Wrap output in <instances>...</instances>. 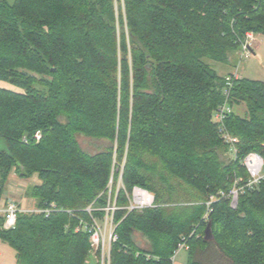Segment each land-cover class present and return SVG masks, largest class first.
Returning <instances> with one entry per match:
<instances>
[{
    "label": "trees",
    "instance_id": "obj_1",
    "mask_svg": "<svg viewBox=\"0 0 264 264\" xmlns=\"http://www.w3.org/2000/svg\"><path fill=\"white\" fill-rule=\"evenodd\" d=\"M123 1L128 34L115 0H0V82L23 90L0 88V200L12 173L38 175L28 197L62 210L20 214L9 230L0 215V243L16 264H90V235L76 228L115 205L109 264H173L183 242L188 264H264V181L236 210L221 200L203 220L211 195L247 177L239 162H221L229 149L211 118L240 41L264 36V0ZM215 64L229 70L220 76ZM231 101L246 111L226 122L240 159H264V82L234 80ZM78 136L109 145L91 154ZM135 186L157 207L128 213ZM210 221L214 239L205 241Z\"/></svg>",
    "mask_w": 264,
    "mask_h": 264
},
{
    "label": "built area",
    "instance_id": "obj_2",
    "mask_svg": "<svg viewBox=\"0 0 264 264\" xmlns=\"http://www.w3.org/2000/svg\"><path fill=\"white\" fill-rule=\"evenodd\" d=\"M256 37L257 36L253 32H247L244 39L240 41V50L239 54H237L238 62H235L236 64L233 72L228 74L225 78L226 87L224 88L223 93L224 101L214 113L215 125L217 126L221 140L228 146L230 160L233 162H239L240 165L246 170L247 177H235L233 185L229 191L219 190L217 193L209 197L208 201L206 202L207 211L203 217L205 222L209 220V216L213 211L212 205L214 203L221 200H229L231 209L236 210L240 198L256 190L264 181L263 157L256 152H251L240 159L238 149L239 139L234 136L226 126L227 119L235 113L234 106L232 105L231 101L233 81L242 78L239 74V64L243 59L254 55ZM35 138L38 141L41 139L39 132L36 133ZM122 188L124 187L122 186ZM126 195L128 199V205L125 209L128 211V213H140L145 210L157 207L154 194L139 186L133 187L131 192L127 193ZM115 210H117L115 205L106 209L107 215L103 220V227L100 225V221L96 219H93L92 223H87L82 220L80 226L77 227L75 231L80 232L83 230L90 235V241L93 247L98 251L100 250L102 253L104 264L105 261H107V264H109L111 245L118 240V236L115 233L116 226L114 225L113 221V214ZM60 211L62 210L59 209L54 203L43 210L35 208L33 210L26 211L18 207L14 201L8 200L5 204H0V215L5 218L1 228L4 230L14 228L20 214H42L46 217H49L52 213ZM87 212L91 215L92 210L89 208L87 209ZM67 213L72 214L71 211H67ZM108 229L109 232H107ZM184 248H187V244L185 242L179 244L177 251H180Z\"/></svg>",
    "mask_w": 264,
    "mask_h": 264
},
{
    "label": "rangeland",
    "instance_id": "obj_3",
    "mask_svg": "<svg viewBox=\"0 0 264 264\" xmlns=\"http://www.w3.org/2000/svg\"><path fill=\"white\" fill-rule=\"evenodd\" d=\"M7 1L10 2V3L14 2V0H7ZM119 5H120V8H121V11H122V14H123L124 22H123V25H122L121 20L118 19L117 27H118L120 33L122 32V28H123L124 32H126L128 34V28H127L126 22H125L126 11H125V6H124V1L123 0H115V7L117 9V15L119 14ZM118 17L120 18V15H118ZM256 44L259 45V48L256 49V51L254 52V55H251L248 58L243 59L240 62L239 68H238L239 69V74H240L241 77L249 79V80L264 82V36L261 35L259 37H256L255 45ZM237 53L239 54V51ZM237 53L233 54L231 65H233L234 62H238ZM235 64L236 63H234V65ZM213 67H214L215 70H217V72H218V74L220 76H223L225 74V72H227L229 70V68L220 67L217 64L213 65ZM230 70L233 71L234 68L230 69ZM30 75H33V74H30ZM33 76L37 77L36 75H33ZM0 88L6 89V90H10V91H16V92H22L23 91V90H21V89H19L17 87L12 86L11 84H9L7 82H0ZM234 112L239 114L240 116H244L245 113H246V111L244 109V106H242V107H234ZM211 122L213 124H215L214 115L211 118ZM39 133H40V136L42 137L41 132H39ZM77 139H78L77 141H78L80 147L83 150H85L86 152H89L91 154H94V153H97V152H99L101 150H104L109 145V143L106 140L94 141V140H90V139H88V138H86L84 136H78ZM35 141L39 142L36 138H35ZM221 154H222V155H220L221 162L223 164H228L230 162V153L223 152ZM123 169H124V165H122L120 167V169L117 170L119 172V181L117 183V189H120L123 186V182H122L123 181L122 180ZM12 174H14V173H12ZM173 183H174V185L176 187V192L174 194L175 199L177 201L184 202L185 194L187 192L186 187L183 184H181V182H179L177 180H175ZM110 184L112 185V181H110ZM111 185H110V187H111ZM115 185L116 184L114 183L113 187ZM27 196H28V194H27ZM7 200H12L13 201V199L11 197H8L6 199V201ZM238 205H239V203H238ZM99 223H100L101 226L104 225L103 224L104 223L103 220H101ZM107 232H109V229L107 230ZM89 241H90V238H89ZM4 246H5V248H2V250H0L2 252L1 256H4V258L8 260V258H10V254H11L13 259L15 260L14 251L10 247H8L6 245H4ZM90 246H91V251H90L89 263L90 264H94V263H98V262L100 263L101 262V264H104L102 255H101V258L98 256V250H96L93 247L91 241H90ZM180 253H183V255L186 254L185 251L178 252V254H176L175 257H178L180 255ZM1 258L2 257H0V259ZM208 263L209 264H214V260L213 259H209ZM105 264H107V261H105Z\"/></svg>",
    "mask_w": 264,
    "mask_h": 264
},
{
    "label": "crops",
    "instance_id": "obj_4",
    "mask_svg": "<svg viewBox=\"0 0 264 264\" xmlns=\"http://www.w3.org/2000/svg\"><path fill=\"white\" fill-rule=\"evenodd\" d=\"M261 36V35H259ZM257 36V37H259ZM259 48V45L256 44L254 47V52L256 49ZM41 185V181L38 177V175H34L30 179H20L15 173L11 174L8 184H7V189L4 191L2 198L0 200V204H5L6 199L8 197H11L13 201L18 205L23 210H33L36 208V202L35 200L29 198L27 196V190L30 187L33 186H39ZM8 201V200H7ZM5 244L0 243V250L2 248H5ZM7 246V245H6ZM185 251L186 254L183 255V253H180L178 257H175L178 252H183ZM15 254V253H14ZM175 256L173 257L172 261L173 264H188L189 261V247L181 249L180 251H177ZM2 252L0 251V264H16V259L14 260L12 255L10 254V258L5 259L4 256H1ZM15 256V255H14ZM219 264V263H218Z\"/></svg>",
    "mask_w": 264,
    "mask_h": 264
},
{
    "label": "water",
    "instance_id": "obj_5",
    "mask_svg": "<svg viewBox=\"0 0 264 264\" xmlns=\"http://www.w3.org/2000/svg\"><path fill=\"white\" fill-rule=\"evenodd\" d=\"M0 149H5V143L0 141ZM214 235L212 230V222L210 221L205 229L204 240L205 241H213Z\"/></svg>",
    "mask_w": 264,
    "mask_h": 264
}]
</instances>
